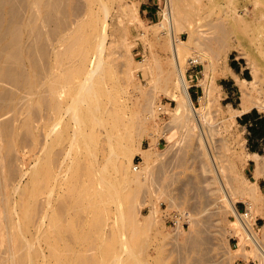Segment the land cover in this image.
Returning <instances> with one entry per match:
<instances>
[{
	"label": "bare ground",
	"instance_id": "bare-ground-1",
	"mask_svg": "<svg viewBox=\"0 0 264 264\" xmlns=\"http://www.w3.org/2000/svg\"><path fill=\"white\" fill-rule=\"evenodd\" d=\"M85 1L86 5L82 0H0V150L3 148L1 139L4 137H13L17 132L24 133L22 140L26 141L25 138H28L29 135L34 134L38 130L39 127L35 123L39 119L44 121L41 130L45 136L46 147H50L51 141L55 144L63 143L65 131L61 127V122L64 120L63 117L65 114L70 113L71 116L69 118L72 117L71 120H74L78 125L76 127L77 129H75V122H73V130H76V132L74 131L73 133L71 131L73 135L70 144L75 143L77 137V140L79 139V134L80 137L84 136L83 138L86 140L88 136L84 134V126L86 127L87 124H91L94 127V132L91 135L94 137L92 139L88 137V139L91 142L93 140L96 143V147L98 145L102 146V153L106 154L101 161L102 165H98L100 158L94 156V167L97 178L96 180L90 179L89 182L90 186L95 187V191L93 192V197L89 205H85L84 208L86 210L90 209L93 213L91 227L95 232L103 233L107 226V220L110 219L107 218L110 214V206L113 204L115 208L114 214L116 213L117 219L113 224L111 223V227L117 229L114 230L117 234H113L106 244H97L98 240L95 241V237L94 240L90 236L76 237L78 248L76 247L74 250L66 249L67 251L64 249L65 253L61 252L59 240H61L62 225L59 215L66 210V206L64 203H61L55 211L53 210L54 213L52 211L53 214L50 213L53 204L52 196L54 195L56 185L51 184L50 178L47 177V197L46 204L44 203V211H42L39 221L31 217L30 213L34 210L36 207L35 204L37 203V190L23 215L24 228L20 230L21 240L13 246L14 248L11 247L12 243L15 242V235L10 231L13 228L12 220L5 226L8 231H4V235L10 248L5 252L4 259L11 264H40L41 262L42 264H62V257L65 258L64 264H145L144 260L143 262L140 260L141 263L138 262L139 259L136 260L138 258L134 256L136 251L133 252L130 249L128 239L123 238L124 235L121 232L123 229H136L138 226L136 219L137 215L139 216L137 207L139 194L144 181L152 171V162L155 160L151 153L153 148L147 150L138 148V151L144 155L145 161L140 163L137 168L132 166L135 151L133 149L134 145L132 147V144H130L133 143L130 139L133 140V138L130 137V139H127L123 130H127V127L132 124L137 134L139 130L141 132V128L145 127H142V124L145 123L141 117L138 118L136 116L138 121L133 120L136 126L133 125L134 122L131 123L133 117H126L123 103L120 101L117 102V100L114 101L113 96H110L107 100L116 105L113 109L104 105V102L102 103L100 99L103 96V87L107 84L106 75H108L103 54L107 48V18L110 12V6L108 7L106 0ZM93 1H98L101 4L103 17H97L98 15H95L94 9H92ZM183 3L184 0H167L164 20L155 24V27H160V29L165 30L163 34L169 36L172 60L168 66H159L157 73H153L151 77L152 87L149 91L142 92L140 96L142 97V106L140 105L142 108L139 112L143 110V115L146 114V118L149 117L152 119L159 117L163 110L165 112L162 106L154 107L155 100L157 99V94L155 93L157 89H164L172 97V100L177 102V107L173 113L171 114L169 112L172 115L171 127H167L164 133L171 143L165 154L170 152L173 147L174 136L171 133L173 126L186 128L189 131H195L197 129L200 145L206 147V149H209V142L211 143V130L206 127L205 121L208 114L204 113L200 108L204 104L201 106L196 105L190 95L189 83L185 75V69L181 63V49L186 44L178 37V31L182 29L183 22L189 19L194 18L195 20L191 23L194 24L199 18L201 20L204 18H213L215 9L205 11L203 15L206 16L203 17V15L199 16L198 9L184 13L185 11L183 9L188 8ZM251 4L253 8L251 17L256 21V26L251 31V37L253 40L264 43V0H254ZM237 9H234V11L233 9L225 10L228 21L232 22L230 24L235 25V23H239L237 21V15L239 14ZM131 14L132 10L129 6H122L121 15L119 16L122 20L121 22L123 23V18L129 17ZM212 21H214L213 24L212 22H208L210 29L215 30L218 36L213 44L197 42L195 48L192 49L194 56L191 58L192 60L194 59V62L207 60L209 64L207 67H216V59L221 55L228 57L232 49V45L228 41L231 29L225 24V19L221 16ZM198 28L200 27L198 26ZM154 36L157 42L161 41L162 38L159 31L155 32ZM63 46L65 49L62 48V50L61 47ZM123 70L120 71L124 72L125 70ZM126 72L128 73V71ZM221 74L224 76L232 74L240 86L242 98L240 108H232V112H230L232 117L247 113L254 107H260L257 103V95L263 90L261 85L263 84L264 75L263 80L255 73L253 80L241 79L235 73L234 69L229 66L221 67ZM129 77L126 79H129ZM77 79L80 82L76 85L75 96L70 95L71 103L66 104L62 98L68 92L67 89L70 88L69 86ZM119 80H121L120 77L115 80V86L117 83L116 87L120 88L119 85L121 84H118L120 83ZM211 80H206L205 86L207 93L203 97L207 108L208 106L212 107L213 104V101L210 99L211 87L209 82ZM175 87L180 90V96L172 91L171 88ZM33 105H38L40 107L39 110H33ZM136 122L139 123L137 124ZM137 125L141 127L138 131L136 130L139 128H137ZM102 128L104 129L103 132L101 131ZM101 135L105 137L103 140L101 139ZM126 139L130 143H124ZM84 140L82 141L84 146H86L85 143L87 144L88 142H84ZM76 145L74 144V146ZM91 147V149L86 148L95 151L93 149L94 147ZM11 148L12 145L9 142L8 150ZM77 149L79 151L78 147ZM45 151L42 152L44 153ZM42 152L39 156L43 154ZM86 152L88 153V150ZM70 153L71 150H64L58 153L60 158L55 162L56 171L53 172L55 182L63 173V165L71 155ZM47 156L49 157V155ZM250 157L256 160L255 178H264V157L247 153L246 156H237L236 160L245 164ZM11 160L3 161L5 165H0V169H5L4 174L0 172V209L4 208L6 213L9 201L5 197V189L9 187L10 181L15 180L17 175L14 165H12L13 160ZM49 165H51V162ZM235 167L236 165H233V168ZM132 169H134V173ZM210 169L217 179L220 180V187L219 189L216 188V190H218L219 194L221 193V196L214 197V204L220 208L222 207V209L223 207L229 209L238 221V226L232 227L228 232V238L238 236L242 242L243 240L251 242L255 257L259 260L260 264H264V232L259 236L254 228L256 213H262L264 211V193L257 183L250 182L249 185L251 186H247V182L245 180L243 182L239 177H234L232 187L228 186L226 188L224 182L220 179L223 169L221 167L219 169L218 165H212ZM20 185H15L14 189L18 191ZM187 185L194 187L193 182L187 181L182 184L179 190H174L173 193L168 191L162 193L167 197L170 207L177 209L185 208L184 211L180 212L185 215L192 228L184 243L173 245L169 252H176L179 255L177 264H201L212 261V258H208L211 247H207V254L205 252L206 248L204 249V247L211 244L210 236L208 235L207 237L205 231L202 229L203 225H201V221L198 219V214L196 213L197 206H183L186 204V201L184 202V193ZM163 189L165 190V187ZM216 190L213 189L212 193H217ZM238 195L249 201L247 206L250 208L251 214L245 222L242 221L240 214L236 210V199ZM80 196L76 195L73 197L76 204L79 201L81 202ZM211 198L213 199L212 196ZM28 200L30 199L28 198ZM157 207L158 205L155 208L153 207L151 215L146 219L153 220L155 213L159 211ZM61 216L63 217V214ZM46 219L50 220L48 223L52 224L51 226L54 227V232L53 234L46 235L41 240L40 234H34L30 227L38 223L40 232H42L41 228L43 229ZM64 221H66L65 218ZM17 222L18 229H20L18 219ZM178 231L184 233L181 225H178ZM125 237L128 238L127 236ZM130 251H132L133 255ZM235 252L246 256L247 250L242 246L240 253L238 250ZM70 253H72L71 258ZM190 261L192 262L190 263ZM217 264L228 263L219 261Z\"/></svg>",
	"mask_w": 264,
	"mask_h": 264
},
{
	"label": "rangeland",
	"instance_id": "rangeland-1",
	"mask_svg": "<svg viewBox=\"0 0 264 264\" xmlns=\"http://www.w3.org/2000/svg\"><path fill=\"white\" fill-rule=\"evenodd\" d=\"M106 1L108 7L110 6V12L108 14L109 19L107 18V48L103 56L106 61L108 75H106L107 84L103 87V96L100 97V99L102 103L104 102V105L113 109L116 105L107 101L110 96H113L114 101L117 100V102L120 101L123 103L126 117H133L131 123L138 121L137 119L139 117L144 120L145 124H142V127L145 126L144 128L137 125V128H139L136 129L135 122L133 124L137 131L141 128V132L139 130L140 133L138 132L136 134L132 124L127 127V130H123L127 139H130V137L133 138V140L130 139L133 143H130L127 139L124 140V143H130L132 147L134 145L133 149L135 152L132 166L137 168L140 163L145 161L144 155L138 151V148L144 150L153 148L151 153L155 159L152 162L151 174L147 176L139 194V203L137 205L139 216L137 215L136 219L138 226L136 229L127 228L123 229V231L120 229V231H122L121 234L124 235L123 238L128 239L127 241L129 242L130 249H132L133 252L136 251L134 256L138 257L136 260L139 259V263L144 260L145 264H177L179 255L176 252H169V250L173 245L183 244L188 238L192 228L189 222L186 221L185 224L181 226L184 232L182 233L178 231V225L175 226L170 223L166 217L167 213L181 214L180 211H184L185 208L177 209L170 207L167 197L162 193L167 191L173 193L174 190H179L183 183L191 181L194 183L195 188L190 185L186 186L184 193V202L186 201V204L183 206H197L196 213L198 214V219L201 221V225H203L202 229L205 231L207 237L208 235L210 236L209 239L211 244L204 247V249L206 248L205 252L207 254V247H211L208 258H212V261L204 263L217 264L220 261L227 262L228 264H260L259 260L255 257L251 242L246 240L242 242L238 236L228 238V232L232 227L238 226V221L229 209L224 207L222 209V207L220 208L214 204V197L221 196V193L219 194L218 190H216V188L219 189L220 187V180L217 179L210 169L212 165H218L219 169L220 167L223 169L220 179L224 182L226 188H228V186L232 187L234 177H239L243 182L244 180L247 182V186H251L249 185L250 182L257 183L264 193V178L261 177L256 179L254 176L256 165L252 162L249 163V161L242 164L236 160L237 156H246L247 154V142L244 129L239 126L237 117H232L230 113L232 112V108H240L242 100L240 86L232 74H228L227 76L221 74V67L229 66L242 72V75H238L241 79L253 80V75L255 73L263 80L264 43L253 40L251 37V31L256 26L255 19L251 17L253 10L251 2L254 0H184L183 5L188 8L183 9V11H185L184 13L198 9L197 12L200 16L203 15L205 11L215 9L213 18H204L203 20L199 18L194 24L191 23L195 19H189L183 22L182 29L178 31V37L186 44L181 49V63L183 64L185 75L189 83L190 95L196 105L201 106L204 104L200 108L204 113L208 114L205 121L206 127L211 130V143L209 142V149H206V147L200 145L197 129L195 131H189L186 128L173 126L171 133L174 136V143L171 151L166 154L165 152L171 143L164 133L166 132V128L172 123V115H170V113L172 114L177 107V102L173 101L172 97L165 92L164 89L159 88L155 91L157 99L155 100L154 107L157 108V106H162L165 112L163 110L159 117L152 119L149 117L146 118V114L143 115V110H141L142 113L139 111L142 108L141 93L149 91L152 87L151 77L153 73H157L160 65L168 66L172 60L169 36L163 34L165 30H162V28L155 27L156 23H160L164 20L167 0ZM82 2L86 5L85 0H82ZM99 4L98 1H93L92 9H94L95 15H98L97 17H103V8L101 4ZM122 6H129L132 10L131 16L129 15V17L123 18V23L119 17L121 15ZM146 7L150 9H146ZM229 9H233V11L237 9L239 13V16L237 15L238 24L235 23V25H233L230 24L232 23L231 21H228L225 10ZM146 11L152 13L151 17ZM205 16L206 15H203V17ZM221 16L225 19V24L231 29L228 41L231 43L233 50L231 49L228 57H224L223 55L219 56L218 59H216V67H207L209 65L207 60L200 61L197 66L192 67L189 62L194 56L192 54V49L195 48L197 42L213 44L218 35L215 30L210 29L209 23L212 22L213 24L214 21L212 20H216ZM198 26L200 28H198ZM158 31L162 38L159 42L155 40L154 36L155 32ZM203 31L205 32L203 33ZM62 48L65 49L64 46L61 47V49ZM126 71H128V73ZM119 77L121 78V80H119L120 83H118L121 84L119 85L120 88L116 87L117 83L115 86V80ZM128 77L129 79H126ZM207 79H212L209 85L211 87L210 99L213 101L212 107L208 106V108L203 100V97L207 93L205 86ZM79 82V79L75 80V82L69 86L70 88L67 89L68 92L64 94L62 99L66 104L71 103L69 96H75L74 92ZM261 86L263 90L257 95V103L260 107H254L255 109L253 108L251 111L252 113L264 115V80ZM171 89L176 95L180 96V90L178 88L175 87ZM110 93L111 95H109ZM35 106L33 105V110H39L40 107L38 105ZM69 114L70 113L65 114L63 117L64 120L61 122V127L65 131L64 140L61 144H55L51 141L50 147L45 146V136L41 130V126L44 124L42 119H39L38 122L35 123L39 128L34 134L29 135L30 137L28 136V138H25L26 141L22 140L24 137V133L22 134V132L15 133L13 137H4L1 139L3 148L0 150V165H5L4 162H6V160H11L13 157V161H11L17 171V175L14 181H10L9 187L6 188L7 190L5 189V197L9 201L6 210L8 216L4 208L0 209V264H11L4 259L5 252L10 248L4 235V231H8L5 226L12 220L13 228H11L10 231L15 235V242L12 243L11 247L14 248L13 246L18 244L21 240L20 230L24 228L23 215L37 190L36 207L30 214L33 219H38L39 221L46 204L47 177L50 178L51 184L56 185L53 193L54 195L52 196L53 204L50 213L53 214L61 203H64L66 206V210L62 213L63 217L61 216L62 214L59 215L62 225L61 240H59L61 252L65 253L64 249L74 250V248H78L76 237L90 236L92 240H94L95 237V241L98 240L97 244H106L113 234H117V232L114 231L116 228L113 229V227H111V223L113 224L117 219L116 213L114 214L115 208L113 204L110 206V214L109 217L107 216V218L110 219L107 220V226L103 233L95 232L90 225L93 220V213L90 209L86 210L84 207L85 205H89L93 197V192L95 191V187L90 186L89 182L90 179L96 180L97 178L94 167V156L100 158V163L98 165H102L101 161L106 153H102V146L98 145V147H96V143L93 140L91 142L90 139L94 137L91 135L94 132V127L91 124H87L86 127L84 126V134L90 139L87 137L86 140H84V136H81V138L79 134L78 140H80V138L81 140L78 141L77 137L76 142L70 144L71 137L74 131L76 132V130H73V126L75 124L74 128L77 129L76 127H78V125L74 120H71L72 117L69 118L71 116V114ZM142 119H140V121L143 122ZM73 122L75 123L73 124ZM261 129L264 130V126ZM103 130L102 128L101 131L103 132ZM104 138V135H101V139L103 140ZM82 140L88 142L87 144L85 143L86 146H84ZM27 141H29L30 144ZM9 142L12 145L10 150H8ZM74 144L76 146H74ZM91 146L94 147L93 149L95 151L90 150L92 148ZM46 149L47 151H45ZM64 150H71V155L63 165V173L55 182V175H53V172L56 171V165L54 164L60 158L58 153ZM42 151L45 152L43 153ZM41 152L43 154L39 156ZM45 154L49 155V157L47 155L44 156ZM50 162L51 165H49ZM233 165H236V167L233 168ZM67 170L68 172H66ZM132 171L133 173L135 172L134 169H132ZM0 172L4 174L5 169H0ZM20 176L23 179H20ZM18 184H21L20 189L16 191L14 187ZM164 187L165 190L163 189ZM213 189H215L217 193L213 194ZM76 195H81V202L79 201L78 204L73 200V197ZM28 198L30 200H28ZM247 203H249L248 200L238 195L236 207L240 212L245 210ZM157 205L159 211L155 213L153 220L151 219L150 221V219H146L151 215L153 207L155 208ZM255 217V220H257V224L254 226L255 232L261 236L264 232V211L262 213H256ZM64 218L66 221H64ZM17 219L20 229H18ZM45 222L43 229L41 228L42 232H40V228L37 225L38 223L30 227L34 234H40L41 240H43L46 235L53 234L54 232V227L51 226L52 224L48 223L50 220L46 219ZM204 226L206 227L203 228ZM42 243L45 245L43 241ZM242 246L247 250L246 256L240 253ZM141 247L147 249L143 250ZM236 250H238L240 254L236 253ZM132 251L130 252L133 255ZM71 257L72 253H70V258ZM64 260L65 258L62 257V264L65 263ZM191 262L192 261H190V263ZM40 264H42V262Z\"/></svg>",
	"mask_w": 264,
	"mask_h": 264
},
{
	"label": "crops",
	"instance_id": "crops-1",
	"mask_svg": "<svg viewBox=\"0 0 264 264\" xmlns=\"http://www.w3.org/2000/svg\"><path fill=\"white\" fill-rule=\"evenodd\" d=\"M146 9L150 8L146 7ZM146 13H149L151 17V12L146 11ZM234 71L237 75H242L241 71ZM237 119L239 126L244 129V133L246 134L247 153L264 157V130L261 129L264 126V115L249 111L237 116ZM248 161L256 165V160L254 158L250 157Z\"/></svg>",
	"mask_w": 264,
	"mask_h": 264
},
{
	"label": "built area",
	"instance_id": "built-area-1",
	"mask_svg": "<svg viewBox=\"0 0 264 264\" xmlns=\"http://www.w3.org/2000/svg\"><path fill=\"white\" fill-rule=\"evenodd\" d=\"M199 64V62H194V59H190V65L192 67H195ZM237 212L240 214L242 221H246L249 219L250 217V208H248L247 206L245 207V210L243 212H240L238 209H236ZM167 219L170 221L171 224L177 226V225H181L183 226L185 224V222L187 221V218L185 217V215L183 214H179V213H167L166 215ZM257 224V220H255L254 222V226ZM255 228V227H254Z\"/></svg>",
	"mask_w": 264,
	"mask_h": 264
},
{
	"label": "trees",
	"instance_id": "trees-1",
	"mask_svg": "<svg viewBox=\"0 0 264 264\" xmlns=\"http://www.w3.org/2000/svg\"><path fill=\"white\" fill-rule=\"evenodd\" d=\"M233 69H235V70H236V68H233Z\"/></svg>",
	"mask_w": 264,
	"mask_h": 264
}]
</instances>
